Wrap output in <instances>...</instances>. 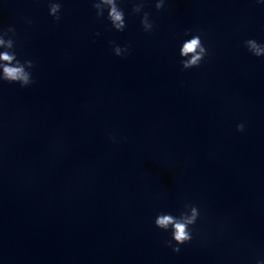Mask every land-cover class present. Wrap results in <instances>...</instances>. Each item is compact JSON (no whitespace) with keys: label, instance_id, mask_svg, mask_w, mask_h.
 I'll list each match as a JSON object with an SVG mask.
<instances>
[{"label":"water","instance_id":"1","mask_svg":"<svg viewBox=\"0 0 264 264\" xmlns=\"http://www.w3.org/2000/svg\"><path fill=\"white\" fill-rule=\"evenodd\" d=\"M248 38L264 42V0L238 33L157 212L178 215L185 201L196 204L193 239L174 253L164 243L170 232L153 221L130 264L264 260V57L246 50Z\"/></svg>","mask_w":264,"mask_h":264},{"label":"clouds","instance_id":"2","mask_svg":"<svg viewBox=\"0 0 264 264\" xmlns=\"http://www.w3.org/2000/svg\"><path fill=\"white\" fill-rule=\"evenodd\" d=\"M131 3V13L138 15L140 25L145 33H151L155 29L154 22L150 18V13L145 11L146 0H129ZM260 2V0H257ZM91 7L95 10V16L98 20L105 19L116 31H124L127 27L125 11L120 7V0H90ZM165 5V0H154V7L157 11ZM48 14L54 21H60L62 3L61 0H47ZM106 12V15H105ZM31 24L32 21L28 20ZM191 30L186 29L184 35L188 36ZM97 32L95 35H99ZM15 28L8 26L0 27V82L18 84L21 88L32 85L35 81L32 76V69L35 62L31 59H19L16 51ZM201 33L196 32L190 38L182 41L178 54L181 58L179 64L181 70L198 68L209 55L204 41L201 39ZM114 55L125 57L130 54L131 46L129 44L119 45L115 41H108ZM243 46L255 57H264V42H258L254 38L245 39ZM236 130L243 132L245 130L244 122L236 124ZM109 139L114 143L116 138L109 134ZM201 216L199 207L185 201L179 209L178 215L168 212H160L154 218V225L165 231L170 232V239L164 241L165 245L171 247L174 253L180 251V246L187 244L193 239V226ZM174 242V243H173ZM256 264H264V260H256Z\"/></svg>","mask_w":264,"mask_h":264}]
</instances>
